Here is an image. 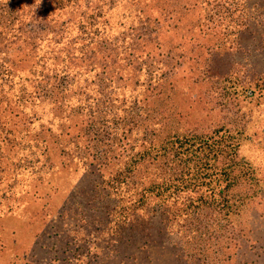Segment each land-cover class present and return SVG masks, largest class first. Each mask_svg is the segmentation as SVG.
I'll return each instance as SVG.
<instances>
[{
  "label": "rangeland",
  "instance_id": "374dc122",
  "mask_svg": "<svg viewBox=\"0 0 264 264\" xmlns=\"http://www.w3.org/2000/svg\"><path fill=\"white\" fill-rule=\"evenodd\" d=\"M0 107V264H264V0H0ZM203 138L235 211L152 188Z\"/></svg>",
  "mask_w": 264,
  "mask_h": 264
},
{
  "label": "trees",
  "instance_id": "16d2710c",
  "mask_svg": "<svg viewBox=\"0 0 264 264\" xmlns=\"http://www.w3.org/2000/svg\"><path fill=\"white\" fill-rule=\"evenodd\" d=\"M60 65L61 63H59L58 66L60 67ZM59 67L57 70H60ZM55 77L58 78L60 76L56 74ZM0 110H1V107H0ZM2 123L4 125L6 124V126L4 127L7 128V134H10L9 125H8L9 123L8 122L4 123V121ZM13 136L14 137H12L13 138L12 141L14 142V146H13L14 149L16 150L21 149L22 148L21 146L23 144L20 141L21 137L17 139L15 135ZM28 142H31V140ZM186 142H189V141H186ZM220 142L216 140L210 141L206 138H203L202 141H200L199 143H197V141H194L193 143H191V145L194 148L196 144L199 145L196 147L195 150H193L191 146H189L190 150H193V151L199 150L197 155L200 154V157L199 155L198 157L195 156L196 159L194 160H196L197 164L195 167H193L194 169L191 170L190 172L188 171V173L182 172L179 175H177L176 173V176H174L170 180L171 185L170 183H166V182L154 183L152 187L153 190L156 193L161 194L164 191L167 192V190L174 188L175 191H172V192H176L180 189L179 188L180 185H178L177 183L183 182L184 184L185 182L186 184L185 186L182 185L181 190L194 189L199 192H208V197H205L203 195H197V198L190 199V201H187V205L189 207L198 209V208L205 206L207 203H209L211 205L213 204L214 206L220 205L230 212L235 211L237 207L236 205L237 199H235L234 196H229L230 194L229 192L235 186L240 184L239 176H242V175L245 176L246 173L244 171V166L242 165L241 162L239 163L236 161H230L233 158V156L237 153V149L234 148L232 151L228 150L227 149L228 147L219 146ZM204 150H207L208 153H205ZM149 151H146L145 153ZM178 154L179 153H175L173 150L171 151V157L169 158V167L172 166L173 169L179 168V164H180L179 161L182 160V157L177 158ZM139 156H140L139 158L136 156L134 160L137 162H142V163L149 162L151 158V157L147 158L146 154H140ZM221 156H223V158L225 157V159H223L225 161L224 162L222 161V163H221V158H222ZM197 165H198V169L195 170V168H197ZM181 168H184L185 170V167L182 166ZM171 195L175 199V202L173 203L174 207L176 205H179L180 207L181 202L179 203L178 196H176V194H171ZM145 196L146 195H142V199ZM165 201H166L165 198H163L162 202L161 200H158L154 208L158 210L161 204Z\"/></svg>",
  "mask_w": 264,
  "mask_h": 264
}]
</instances>
